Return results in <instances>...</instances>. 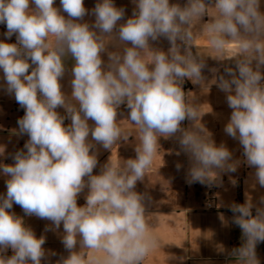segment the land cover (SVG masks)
Returning <instances> with one entry per match:
<instances>
[{"label":"clouds","instance_id":"9594fccd","mask_svg":"<svg viewBox=\"0 0 264 264\" xmlns=\"http://www.w3.org/2000/svg\"><path fill=\"white\" fill-rule=\"evenodd\" d=\"M132 3V14L125 18L126 9L114 0H98L91 10L84 0H60L59 8L55 0H0V24L7 29L0 40L3 87L24 110L11 134L28 137L23 149L11 156L12 164L0 163L7 177L6 193L0 194V264H52L50 258L57 255L43 247L44 235L37 237L23 217L10 211L14 204L25 216L49 221L46 232L62 226L61 243L68 255L59 256L55 264H142L160 242L149 231V198L135 188L152 165L160 138H175V154L188 157L189 185L223 187V175L236 173L244 163L255 170L252 178L264 188L261 0ZM88 15L94 21H86ZM205 16L211 19L201 31L214 50L223 54L230 42L240 49L228 58L234 66L224 67L215 83L232 110L224 132L239 142L243 160L234 159L226 144L215 143L200 123V106L182 87L185 80L205 81L207 65L193 51V27ZM13 35L15 42H7ZM161 39L167 40V51L152 47ZM110 45L116 50H109ZM68 55L75 60L70 95L61 83ZM121 106L129 110L126 119L138 126L136 156L123 164L110 156L99 174H93L97 145L112 152L129 139L117 119ZM65 120L70 123L65 125ZM185 120L192 126L182 127ZM181 168L177 163V171ZM86 188V202L80 206L77 199ZM228 210L242 243L227 252V259L260 264L256 248L264 242V196L258 203L250 198L234 202Z\"/></svg>","mask_w":264,"mask_h":264},{"label":"crops","instance_id":"0c3cea01","mask_svg":"<svg viewBox=\"0 0 264 264\" xmlns=\"http://www.w3.org/2000/svg\"><path fill=\"white\" fill-rule=\"evenodd\" d=\"M98 0H84L87 9L94 8ZM173 4L183 6L187 0H170ZM117 7L126 9L125 18L131 16L134 4L132 0H114ZM55 6L60 7V0H55ZM261 11L264 12V0H261ZM210 15L214 14L213 9H209ZM66 16L67 14L64 13ZM88 22L94 21V17L88 15L84 18ZM211 17L205 16L199 24L193 27L195 36L193 51L203 56L207 67L203 75L205 81L202 84H193L190 80H185L182 87L189 99L195 105L200 106L203 114L200 123L211 134L212 139L217 145L224 143L233 152L234 159L243 160V149L239 142L233 140L225 134L224 126L228 122L231 109L226 102V94L220 91L215 83V79L223 74L226 66H234V60L228 59L240 52L236 42H230L225 46L223 54L218 53L210 45L206 32L201 31L202 25L207 23ZM7 31L0 24V40H4V33ZM50 39H53L50 37ZM15 36L9 43H14ZM152 47L160 48L165 51L169 48L167 40L161 39L152 43ZM109 50H116L111 45ZM103 58L107 60V56ZM147 58V57H145ZM218 58V59H216ZM220 59V60H219ZM71 68L66 67L67 72L63 80V91L71 93L70 79ZM215 70V71H213ZM3 73L0 70V163L12 164L11 156L18 150L23 149L27 141V135L15 136L11 133L17 129L18 118L24 115V110L15 102L14 96L7 94L3 87ZM57 111L64 115V109L58 108ZM128 109L121 106L117 119L118 123L129 136L127 141H120L111 151L104 150L97 145L98 165L93 174H99L101 166L106 163L110 156L113 161L120 164L129 158H135V147L139 144L138 126L128 121ZM70 120H65L68 125ZM92 125L93 122L89 121ZM192 122L185 120L182 127L188 128ZM91 140V136H89ZM160 148L154 157L152 165L147 169L146 176L142 182L138 181L135 190L145 194L149 199L146 202V214L150 222L149 231L159 239V246L150 250L142 261V264H181L179 258H183V264H234L227 259V252L239 247L242 243V233L238 226L231 223L233 213L228 210V205L238 203V188L242 192L241 203L246 198H250L253 203H258L264 196V188L256 184L252 178L254 169L249 168L244 163L234 174L223 175V187H214L212 192V203L214 209H206L207 189L200 184L189 185L185 182L186 171L189 167L188 157L181 153L176 155L179 145L175 138H160ZM180 163L182 168L177 171L176 164ZM0 172V194L6 193V181ZM231 179L237 181L236 185L230 182ZM87 188L78 196L77 203L80 206L85 204ZM18 216L24 218V222L36 234L37 237L44 235L46 243L43 247L49 252L57 253L51 257L52 264L59 259V256H67L68 253L61 243L63 228L59 231H45V227L50 225L49 221L39 219L35 216H25L23 210L18 205H13V209ZM255 214V209H253ZM223 217V220L221 219ZM223 249V251H222ZM257 256L260 264H264V242L258 243ZM6 255H12L9 249Z\"/></svg>","mask_w":264,"mask_h":264},{"label":"built area","instance_id":"2783aa9c","mask_svg":"<svg viewBox=\"0 0 264 264\" xmlns=\"http://www.w3.org/2000/svg\"><path fill=\"white\" fill-rule=\"evenodd\" d=\"M2 26L6 29V25L2 24ZM206 189H207V192H208L207 201H206V209L212 210V209H214V206H213V203H212V200H213L212 192L214 191V187L213 188H207L206 187Z\"/></svg>","mask_w":264,"mask_h":264},{"label":"water","instance_id":"95a60500","mask_svg":"<svg viewBox=\"0 0 264 264\" xmlns=\"http://www.w3.org/2000/svg\"><path fill=\"white\" fill-rule=\"evenodd\" d=\"M64 63L65 67H73L75 64V60L70 55H68L66 58H64Z\"/></svg>","mask_w":264,"mask_h":264},{"label":"trees","instance_id":"16d2710c","mask_svg":"<svg viewBox=\"0 0 264 264\" xmlns=\"http://www.w3.org/2000/svg\"><path fill=\"white\" fill-rule=\"evenodd\" d=\"M241 200H242V192H241V188L239 186V188H238V197H237L238 203H241Z\"/></svg>","mask_w":264,"mask_h":264}]
</instances>
